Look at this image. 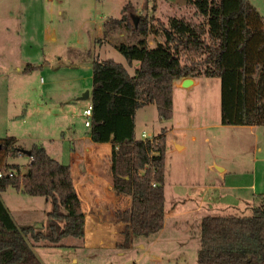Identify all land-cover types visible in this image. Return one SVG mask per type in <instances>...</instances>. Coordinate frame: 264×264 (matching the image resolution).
I'll return each mask as SVG.
<instances>
[{
    "label": "rangeland",
    "instance_id": "rangeland-1",
    "mask_svg": "<svg viewBox=\"0 0 264 264\" xmlns=\"http://www.w3.org/2000/svg\"><path fill=\"white\" fill-rule=\"evenodd\" d=\"M249 1L264 16V0ZM127 3L125 13H130L129 21L134 26L137 15L153 10V26L156 20L165 22L169 17L202 20L186 0H0V138L14 136L22 149H29L32 143L41 144L51 157L64 164L77 155L76 144L67 139L68 129H74L76 135L86 134L82 110L90 100L83 95L91 90L93 57L126 65L116 44H136L144 38L154 46L163 41L153 33L145 37L136 34L124 25L105 30L104 23L120 18ZM133 65L138 62L133 61ZM133 65L128 67L129 72ZM219 112L217 77H197L192 86L176 92L173 120L179 123L172 133H166L164 166L166 206L174 198L179 200L175 212H180L177 218L181 223L176 228H166L156 236L157 243L151 241L143 249L134 243L129 249L101 254L94 250L91 254L78 248L34 246L41 262L155 264L151 256L155 252L160 257L158 264H196L199 231L194 227L197 236L189 239L193 226L185 221L186 217L250 215L256 204L253 195L264 192V126L206 127L219 123ZM135 122V136L143 139L158 134L162 127H171L159 120L154 104L140 110ZM205 134L210 142L203 141ZM192 135L198 137L195 143L190 140ZM175 143L184 144V149L177 150ZM6 161L17 163L23 173L29 157H7ZM216 166L225 171L220 172ZM222 186L227 188V195L241 194V200L221 207L228 202L221 197L222 193L226 195ZM0 195L16 222L43 229V196L27 195L14 187ZM73 240L68 237L65 242Z\"/></svg>",
    "mask_w": 264,
    "mask_h": 264
},
{
    "label": "trees",
    "instance_id": "trees-1",
    "mask_svg": "<svg viewBox=\"0 0 264 264\" xmlns=\"http://www.w3.org/2000/svg\"><path fill=\"white\" fill-rule=\"evenodd\" d=\"M202 17L200 22L169 17L156 20L154 8L129 21L126 8L118 25L146 36L162 37L154 46L142 38L136 44L118 43L126 65L94 56L91 76L89 135L131 155V217L124 243L135 235L157 232L164 222L165 130L153 138H136L135 111L154 104L160 119L172 116V85L181 78L201 76L220 80V123L264 126V16L249 0H186ZM109 28V29H108ZM137 61L133 72L128 67ZM25 172L7 157L25 155L14 136L0 138V192L14 187L48 203L43 229L17 225L0 198V264H42L33 251L39 247L77 248L84 238V212L70 166L51 157L41 144L28 149ZM250 215L202 216L196 264H264V193L257 194ZM73 238L66 243V238Z\"/></svg>",
    "mask_w": 264,
    "mask_h": 264
},
{
    "label": "crops",
    "instance_id": "crops-1",
    "mask_svg": "<svg viewBox=\"0 0 264 264\" xmlns=\"http://www.w3.org/2000/svg\"><path fill=\"white\" fill-rule=\"evenodd\" d=\"M54 38L55 36L52 35L51 39ZM136 66L137 65H133L132 71H130L131 73L133 72V69ZM184 79L185 78H181L173 82L171 118H169L168 120H163L159 118L160 121L167 122L168 125H171L169 130H167V127L161 128L165 130V134L166 133L169 134L168 131L172 133L174 127H176L174 125H178L179 123L178 121L173 120L176 92L180 89L188 88L192 86L195 83L197 77L190 78L191 82L186 86L182 84ZM87 97H89L90 102L84 109H86L88 106L91 105L90 92L88 93ZM182 101H184V98H182ZM145 106H142L135 111L134 129L136 126L135 118L137 116V113L140 110H142ZM83 110H82V114H83ZM211 126H213L214 128H220V126H229V125H222L220 123V114H219V123H212L207 125L206 127L210 128ZM235 126L247 127V125H235ZM252 127L253 126L251 125L248 126L249 129H252ZM86 128L87 131L85 135H76L75 130L71 129L70 127V129H68V133L70 135L67 137L68 141H71L73 146L76 144V147L79 149V151H77L78 152L77 155L71 156L70 161L68 163L71 170L73 184L76 193L81 201L82 209L84 212V238L80 247L77 248L84 251L86 250L88 253L91 254H93L92 251L94 250H98V252L100 251V254L103 253V251L123 250L119 248L118 245L124 243L125 241V232L127 231L131 217V210H130L131 209V177H132L131 155L128 153L122 154L120 152L115 151L109 142H105V143L93 142L89 135V127ZM61 133H62V138H64L63 136L64 131H61ZM147 136L149 138H153L155 135L148 134ZM139 138H143V137H139ZM197 138L198 137L192 135L190 140L192 143H195ZM171 141L176 142L174 138H172ZM203 141L210 142L211 141L210 136L208 134H205L203 136ZM175 147L177 150H183L184 144L175 143ZM72 150H73L72 151L73 154L75 148L73 147ZM216 168H218L220 172L225 171L224 167L219 168L216 166ZM201 181L199 183H201ZM223 187L224 186H222L220 189L224 190L223 192H225L227 195V188L225 187L223 188ZM15 190L20 191L17 189ZM262 193L264 192L258 194H262ZM226 195L224 193L221 194L222 199L224 201H228L226 204L221 205V207L224 208L230 207L229 206L230 202H234V200L236 199L241 200L239 198L241 194H238L239 196L236 197H232L231 194L227 196ZM256 195L257 194H254L253 197H255ZM0 198L2 200L1 195ZM178 201L179 200L175 201L174 198L173 201H170V205L166 206V195L164 191L163 226L157 232L149 234L147 236L135 235L132 239L131 244L127 249H129L134 243L136 244L137 247L143 249L145 248V244L149 245L151 241L153 243H157L158 239H156V236L157 235L161 236L166 228H170V229L176 228L181 223V221L178 220V218L180 217L179 216L180 212L177 211L178 214L175 212L176 206H178ZM44 203H45V209L43 210V218L45 221V212L47 211L48 208V203L45 199H44ZM210 205L211 204L209 203V206ZM27 213L28 210L26 209L25 214ZM202 216L204 215L194 216L191 218L186 217L187 219L185 218L186 219L185 221H190V226L191 227L193 226L191 234L189 233L192 236H189L188 234L189 239H191L192 237L196 238L197 236L195 235L196 231L193 233L194 227L198 229L199 239H200L199 223ZM12 219L19 226L28 225V224H19L14 220L13 217ZM150 236H153L152 237L153 239H149L151 238ZM138 237L139 238L144 237V239H139ZM119 254H122V251L119 252ZM151 256L155 264H158L160 261V257H158V254L153 252ZM72 260L75 261L76 258H73Z\"/></svg>",
    "mask_w": 264,
    "mask_h": 264
},
{
    "label": "built area",
    "instance_id": "built-area-1",
    "mask_svg": "<svg viewBox=\"0 0 264 264\" xmlns=\"http://www.w3.org/2000/svg\"><path fill=\"white\" fill-rule=\"evenodd\" d=\"M83 115L85 116V121H84V125L86 127L90 126V117H91V107L88 106L86 109L83 110ZM144 135V133H142V136ZM2 175V172L0 170V176Z\"/></svg>",
    "mask_w": 264,
    "mask_h": 264
},
{
    "label": "water",
    "instance_id": "water-1",
    "mask_svg": "<svg viewBox=\"0 0 264 264\" xmlns=\"http://www.w3.org/2000/svg\"><path fill=\"white\" fill-rule=\"evenodd\" d=\"M134 23H135V19L133 20ZM191 82V79L190 78H185L182 82V84L184 86L188 85L189 83ZM88 96V91L84 93L83 97L86 98ZM22 151L24 152L25 155L29 156L30 152L28 149H22Z\"/></svg>",
    "mask_w": 264,
    "mask_h": 264
}]
</instances>
